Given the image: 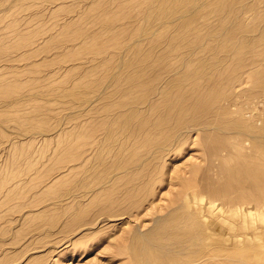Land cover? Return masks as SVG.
I'll return each instance as SVG.
<instances>
[{"label": "rangeland", "instance_id": "rangeland-1", "mask_svg": "<svg viewBox=\"0 0 264 264\" xmlns=\"http://www.w3.org/2000/svg\"><path fill=\"white\" fill-rule=\"evenodd\" d=\"M78 1L79 0H0V264H139V261L135 260L134 257H132L133 251H135L136 249L135 246L138 245V243H136L137 241H135L136 234L149 235L154 231L159 238L162 237L163 240L165 238L166 240H169V242L172 244L170 245L171 248L174 249L170 252L164 253L165 256L169 257L167 261H165L166 264H187L186 262H188V260H190L191 264H198L199 262H202V260V264H218V262L219 264H264V197L263 199H261V203L257 204L258 207H255L254 219L252 220L250 218L251 216L247 206L248 204H246V202L249 203L252 200H243V205H241V200L239 201L236 198H231L230 200L228 199L230 201V204H228L229 201L223 200V198L225 197L220 198L216 195H211L210 192L206 193L204 189L203 191L201 190L202 188L200 189L199 184V189H197V185L195 188L194 185L193 189L192 186H189L190 184L188 185L189 187L187 186V184L190 182L193 183L195 182V180L197 182L201 180L200 174L202 176L203 171L205 172L208 167V156L206 153V148L208 146L206 147L204 136L202 137V135L204 134L203 132L202 134L200 130L193 131L194 126L190 124L191 121H189L190 123H188L184 127L180 126V129L178 130L176 129L178 128V125H176L175 127L174 124L173 127L174 129H176V131H174V129L171 127V124L170 127L172 128V130L171 128L166 129V131L168 130V136L170 135L171 138H169L170 136L168 137L164 135L166 134V131L163 130V133V131H160L162 129L158 130V134H154V136L149 135V129L148 132L146 130V128H149V122L146 124L144 129L139 128L141 129V131L137 129V122L140 121V118L143 119V114L141 113L142 115H140V118L137 117V119L134 120V122L136 121L135 123L133 122L134 126L132 121H130L132 125L131 123L127 124L125 122H123L124 125H121L122 123L119 121L120 119H114L115 116H112L113 119L112 117H109L113 122L115 120H118L120 122L119 123L117 121L120 124L119 126L115 122L114 125L112 124L113 122L109 119V121L112 122V125L110 126H114V128L118 129L115 130V133L119 132V130L121 131L112 139V136H114L115 133L112 127L107 128V125H109L110 123H108V119L105 117L106 115H102L105 113V111H103V113L101 111L103 110L101 105L104 106L110 103H106L105 100L112 101L113 98H115L113 100L114 103L125 100L124 98L120 97V88H118V86L122 82L121 79H124L123 77L130 74V72L135 73V70H133L134 67L140 65L142 61L143 63L148 65L147 67L169 71V73L166 74L165 79L160 81L162 84L159 82V84L162 85L161 88H159L161 91L167 90L165 83L167 82L168 78H170V81H177V83L179 84L178 80L182 79L185 74L183 68L185 70L186 67L190 68V66H192L191 69L193 70H198L199 67L202 72L203 70H210L209 72H207V75H203V73L201 72L202 78L200 80H202V84L207 85L205 87V92H207L208 87L211 88V86L208 85H212L213 80L219 81H216V85H219L220 88L221 85L223 86L221 89L219 88V90H216V85H214L213 83L214 87L213 85L212 87L215 89L214 92L217 93L215 94L214 92H212L211 95H217L219 94L218 92L225 91L222 95L227 96H225V102L229 103V105L227 104V107H229L228 115L226 117L223 116L221 119L216 117L218 118L217 120L220 119V124L225 118L228 120V124L221 125V127H224V129L223 127L221 129H223L225 132L232 130V120H239V118L237 119V117L239 116H241L239 121L243 119V116L241 114L244 110L255 111L257 114H263L264 116V92H261L262 95L260 93V99L259 97H253L256 96L253 95L254 92L256 94L259 91V87H257L258 84L256 85V83H259L262 80L261 78H264V44H259V49L256 48L257 50H254L257 51V58H254L255 61L257 62V59L260 60L259 62H257L261 65V74L259 75L254 74L246 76L242 80V82L235 83V85H233L232 83L235 81L232 80V83H229V79H231L232 75L235 76L234 74L237 73L235 72V69L240 65L239 63H230L231 66L230 64H228L229 66H227V70H223L221 74H219V72L217 71L212 73V70L209 69V67H211L214 71V64L217 63L221 55L222 57L225 55L223 52H220V50L217 49V51L219 52L218 55L217 51L213 48L212 45L216 44L215 36L221 34V36L223 35V38H225L226 36V39H228L227 36H229L230 39H228V42L232 44L233 41H240L242 43V40H245V37L249 38L250 35L255 36L256 34L259 35V33L264 32V0H242L241 3H238V0H154L150 5L147 3H139L140 0H131V2L130 0H118V2L116 0H91V2L90 0H82L79 1L80 4ZM119 1H123L121 4L124 8L120 6L121 4ZM76 2L78 4H76ZM88 2H90V4ZM127 3L129 4L127 5ZM212 3L215 4L213 5ZM189 7L191 8V10ZM122 8L126 11L131 10L130 14L128 15L129 17L125 18L124 16H121ZM193 8L194 11L192 12ZM228 8H230L231 10ZM197 10L198 12H196ZM137 11H139V13ZM163 11H167L166 14L163 15L166 17H159L162 16L159 14ZM212 11H214L215 13H211ZM220 11H222L223 13ZM114 15L118 18L113 17ZM133 15L136 17L133 18ZM120 16L124 17V19H121ZM157 18H159V20ZM228 18L229 20H227ZM126 21L128 23L131 21V23L128 24ZM194 21L195 23H193ZM237 21H239L240 24ZM236 24H238L237 26L239 28L236 27ZM48 28H51L52 30H49ZM192 28L196 29H194L196 31V34L193 33L194 30ZM245 28L249 32L245 31ZM191 29L193 31H191ZM132 30L134 31L131 34ZM63 32L65 34H63ZM186 32L189 34H187ZM49 33L50 35L53 34V39L48 35ZM184 33L185 35H182ZM210 33L211 35L209 36ZM182 36L185 38H183L184 40L182 39ZM49 37L51 38L50 41H48ZM190 38L194 41H197L195 42L196 44L194 43L195 45L204 44L205 42L203 41L205 39H211L210 42L214 44L210 43L209 45H202L200 49L202 51L198 50L197 52L199 53H196V55L194 56L193 52L187 54L188 49L191 48L192 50V47H195V45L193 44L194 41H192ZM231 38L233 40H231ZM56 39H59V41ZM98 39L101 41H98ZM64 40H68L69 42L66 41L68 44L64 43ZM190 40L192 43L188 42ZM59 42L60 44H58ZM30 43L31 45H28ZM49 43L50 45L54 46H50ZM175 43H177L178 45L176 46ZM173 44L175 45V47ZM186 44L188 46L185 47ZM102 45H105V47H102ZM24 46L27 47L24 48ZM45 46L47 47V49ZM100 46L103 49L99 51L98 47ZM37 47L40 48H38L37 50ZM44 48L47 51L44 50L42 52L41 50ZM49 48L51 49L49 50ZM178 48H180V50H178ZM211 48H213V51L211 50ZM168 49L171 51L169 52ZM183 49L186 53L181 55V52L184 51ZM27 50L28 52L31 50L33 52V50H36L37 55L35 56L34 52H29L30 55L34 54L32 55L34 58L31 57L32 59H29L30 56ZM191 50H189V52H191ZM211 51L215 53H212ZM252 51V48H247L244 52H247V56H249L248 58H250V56L254 57L255 55ZM210 53L214 55H212V58L210 56ZM44 54L48 57H45ZM74 54H80V57H75ZM179 54L180 56L178 57ZM189 54L191 57L189 56ZM171 55L175 56L174 59H176H172L173 57ZM204 55L206 56V59H209L208 56H210L211 59H209V62L211 63V66L208 65L210 63L207 62ZM217 55L219 57H217ZM27 56L29 57L27 58ZM37 56L38 59L36 58ZM108 56L112 59V61L108 58ZM182 56L184 58L185 56L189 58L179 61L181 60V58H183ZM105 57H107V59H105ZM121 57L123 59H121ZM143 57L145 60H143ZM199 57L200 59L198 60ZM102 58L103 60L105 59L110 61L103 62ZM35 59H37L38 61ZM195 59H197V61ZM33 60H35V63ZM185 60L186 63L189 64L188 66L187 64L185 65ZM193 60L194 62H191ZM200 60L204 61V63L206 61V65L203 62H200ZM211 60L213 61V63ZM25 61L27 63H25ZM105 62H107V64ZM102 63L106 65L103 64V66ZM132 63H135V65ZM198 63L199 67H197ZM116 65L120 68L116 67ZM101 67H103L102 70ZM206 67L208 69H206ZM99 69L102 72H100ZM113 69H117V72H115V70L113 71ZM158 69H155L153 71H159ZM96 70H98V73L94 72ZM200 70H198V72H200ZM90 71H93V73L96 75H94ZM108 71L109 73H111V71L113 73L115 72L114 74H112V78L110 79V81L113 79L112 82H115L108 89V93H114V95L111 96L112 99L108 97L107 99L105 98L103 102L95 101V103H93L92 105L89 104L90 101H83L85 100L83 99L85 98V96L83 95V93L81 94L80 91L90 86L91 88L97 86L96 83L97 81L99 82L97 74H99L100 78L107 74V77L105 76V79L108 78L109 75L111 76ZM87 72L88 74L92 75H89V77H87ZM104 72L105 74H100ZM123 72L125 73L122 75ZM217 73L218 75H216ZM135 74L133 76L136 78ZM220 76H222V78ZM143 77L144 78H142V80L146 79L147 81H149V71L146 72ZM86 78L88 79L87 82L85 80ZM206 78L209 79L208 82ZM219 78L221 79L219 80ZM90 79L93 80L91 81ZM205 80L207 84L205 83ZM244 80L246 82H243ZM225 83L226 86L224 87ZM231 84L233 86H231L232 88L229 86ZM237 85L240 87L237 88ZM210 88V91L213 90V88ZM223 88L224 91L222 90ZM229 88H231L232 90L230 91ZM227 90H229L230 92ZM252 91L253 93H251ZM228 92L233 95V97L235 96V94L240 95L237 103H241L238 105V107L237 105H235V110H232L233 106L231 107L230 104L236 101H234L233 97L231 98V95L228 94ZM75 93L78 94V97L74 96ZM2 94L4 96L3 98L1 97ZM243 95H245L246 97H244ZM93 96L95 98L97 94L94 93ZM230 98L232 100H229ZM251 98L252 100L249 101L248 99ZM128 99L125 101L131 102ZM240 99L243 100V104L242 100ZM14 100L16 103L14 102ZM147 100H149V98ZM84 102L86 103L82 105V103ZM129 102L128 104H130ZM121 103L123 104L124 101H122ZM146 103L148 102H144L142 106H144ZM94 105H96L97 108L94 107ZM7 106L9 108H7ZM214 107L215 105H212V107L210 108H213L214 112L216 111V113L212 112V114H209L208 116L217 114L218 110H215L216 108ZM252 107H254L255 110L252 109ZM83 108L87 110H84ZM93 108L95 109V115L90 112ZM249 108L252 110H250ZM238 109H240L239 113ZM241 109H243V111H241ZM84 112H87L85 113V116ZM91 115H93L94 117H92ZM200 115L208 117L202 113ZM98 116H102V118L105 117L106 119H102L101 117L99 118ZM90 118L92 120H96L93 122L92 120H89ZM229 118H231L232 120L230 121ZM86 119L87 123H91L90 121H92V123L96 122L100 126L99 129H97L99 130L98 133H96L97 138L95 137L96 134L93 135V140H96V146L92 144L93 146L86 153L93 162L89 160L84 166L85 169L91 168L90 170H93L92 166L94 165V163H96V160L93 157L97 153V148L99 147L97 145L100 143V146H102L100 147V150H103L104 145H106L105 143H107V137L112 140V145L114 146H112V150L110 149V147L107 148L112 151L111 153L117 154H110L111 156H108L109 159H106L107 162V160L109 161L111 158H113L109 161L110 163L113 162L112 165L107 162V164L112 166L110 170L111 174L106 173L102 175V173L93 171V174L89 177V183H91V185L87 187L88 189L85 188V190L80 189L79 184H77L78 182L80 183V181H82V179L84 178H82L81 174L83 173V176L85 175V169L81 171L82 169H79L80 166L79 168L77 167V162H71L70 160L67 161L65 158L67 157V159H70L68 158L69 154L66 152L70 133L73 130L80 129L81 127L79 128V126H82V124L86 122ZM104 120H107V124ZM227 120L225 122H227ZM80 122L82 124H80ZM103 122L105 123V125ZM216 124L217 122L214 121L215 126ZM121 126H123V130ZM128 127H132L131 131ZM104 128L106 130H104ZM107 129L111 130V132ZM135 129L136 131L133 132ZM137 130H139L140 133H145L147 139L150 136V141L148 140L149 142L156 140L158 141V143H160L159 140H161V137L163 135V137H166L164 141L169 138L170 142L166 141L164 144V141L161 140L162 144L157 143L159 146H157L156 142L154 143V145L153 142H151L152 144L148 142L150 146L147 144L148 146L146 147H150V149H148L150 150V152L147 156V153L145 152L148 151L145 148L147 139L144 138L145 136H142L144 135L143 133L141 135L140 133H138L137 135ZM187 130H189L188 132H190L189 139H186L187 137L185 136ZM223 130H213L217 133L219 132V135L212 131V135H215L213 137L215 139V142H217L218 140V138H215L217 137L216 134L219 136V139H221V143H223L224 145L222 147L218 145L219 147H221V149L229 147V151L233 154L243 151V149L245 150L244 152L247 155L252 153V145L254 146L252 142L255 141L251 140L252 142L246 143L245 148H242L239 147L235 139L230 140V138H227V146V144H224L226 137H224L223 139V135L225 136L226 133H224ZM173 131L174 134L172 133ZM101 132H105L106 135L105 133H102L105 136L100 135ZM132 132L134 136L131 135ZM160 132L161 134H159ZM169 132L172 133L173 136ZM175 132H178V134L176 133L178 137H176ZM127 133L129 134V136L124 139H129L128 141H130V145H132L133 150L132 147L130 149L128 148L127 145H129V142H127V144L126 140L123 141V137L127 136ZM123 134H125V136ZM156 135L158 136V138L160 137L159 140H157ZM135 136L136 139L140 137L142 141L140 139H138L139 141H134L135 139L132 140ZM163 137L162 139H164ZM154 138L156 139L154 140ZM174 140L175 142L178 141V143H180H177L176 145ZM123 142H125L126 148ZM139 144H141L142 146ZM172 144H175V147L177 146V148H175ZM262 144L264 148V143ZM117 145L120 147L119 150L118 148L116 149V147H118ZM152 145L154 147L157 146V148L154 149ZM168 145H170L171 147L169 153L172 151L170 155H168V150L170 149ZM171 145L174 148H172ZM114 148L116 149V152H114ZM137 148L140 149V153L138 152L139 155L136 154L137 151H139V149ZM166 148H168V150ZM62 149H65L64 151L68 156H66L65 152ZM126 149H129V151H127ZM142 149H145V151ZM157 149H159V152ZM124 152H126V156ZM128 152H130V155H128ZM174 152H176L177 154ZM92 153L94 156L92 155ZM142 153L143 156H141ZM158 153H160V155L161 153H165L164 155L166 156L168 155L167 160L164 155V160L162 159V157L160 160H158L160 158V155H158ZM224 153L227 152L225 151ZM156 154L157 156H159L158 159L155 158L154 160V158L149 157L151 155L153 157H157ZM118 156L120 160H118ZM137 156L140 157H138L140 162H138V160L136 159H133L137 158ZM131 158L137 162H133ZM129 159L131 160L127 163L126 161H129ZM142 160L143 165L145 164V167L143 165L140 166ZM125 162L130 167H133L135 169L138 168L137 171L140 175L142 173V176L140 177L142 178L143 184L142 181L140 183L141 179L138 176L136 183L137 189H135L134 191H130V193L126 190H123L124 192L121 193L122 189L120 188V186L125 181L126 182L124 185H127L128 176H125L127 179L124 178V175L120 176L122 177L121 180L124 181L121 185V180L117 182H112L110 180L112 178V174L119 170V167L121 165L123 167L127 165ZM136 163L139 164V166ZM155 163L157 165H155L157 171L153 167ZM118 164H120V166ZM203 165L205 168L203 167ZM74 167H76L75 169H79H77L78 172H75L76 170L74 169ZM143 168L146 169V172L148 171V169L149 171L151 170V174L149 171L147 172L149 174H147L145 171L140 173L141 170H144ZM69 171H71L70 174ZM79 171L81 172L80 176L77 175L79 174ZM153 171H156L157 173H154ZM201 171L202 173H200ZM144 173L146 174V177L147 179H149V181H147ZM152 173H154L155 176ZM72 174L79 177L73 176L75 178H72ZM100 174L101 176H99ZM149 175L151 176L149 177ZM98 176L99 179H97ZM70 178L71 180L73 179L72 183L70 182ZM123 178L125 180H123ZM74 179H78V182ZM145 179L146 181H144ZM183 179L186 181H184ZM191 179L195 180L193 181ZM84 180L87 181L86 179H83V181ZM150 181L151 185L149 183ZM118 182H120V186L118 185ZM184 182L188 183L184 184ZM70 184L74 187L77 186L79 189L77 187V189L73 186L71 187ZM138 185L143 186L140 188ZM101 186L104 187V189H110V192L112 190V192L110 193L109 191H106L108 193L103 194L102 197H97L95 194L96 192L93 191L97 190V188ZM111 186L112 188H115L117 186L119 188H115L116 191L113 192V189L110 188ZM145 186L150 187L148 188ZM127 187L128 185L125 186V188ZM20 189L22 191H20ZM119 189L121 191H119ZM142 190L146 191L144 192ZM80 191L82 192L81 196ZM124 193L126 196L123 195ZM90 194L91 199L94 198L92 201L89 198ZM93 194H95V196ZM109 194H111L112 198L106 197V195L110 196ZM120 194H122V196L124 197H122ZM127 194L129 195L127 196ZM132 194L134 196H132ZM141 194H143L142 199L140 197ZM104 197L106 200H112L108 201V204H106V200L104 199L103 201ZM126 197L131 198L130 200L124 201L126 200ZM115 198H117V201H115ZM232 199L233 201L235 199V203L231 202ZM118 200H120V202ZM222 200L225 203H223ZM94 201H96V203ZM92 202L96 204V206H91V204L93 205ZM124 202H126V204ZM134 202H137V206L134 204ZM111 203H116V208H122L123 210H121L123 212L120 209L116 210L115 207H113V204V206L111 207ZM129 203H133L136 207L132 206V208L131 204L129 205ZM98 204H100V208L97 206ZM103 204H106V206L109 205L110 207L108 206L106 209V206L102 207ZM118 204L120 206H118ZM124 204L126 205V208H128L127 212ZM83 206H85L86 209ZM112 209H114V212H111H113L114 214L117 212L115 215H112L113 213L110 212V210ZM124 210L126 213H124ZM181 211L184 212L182 213ZM120 212L122 213L118 215V213ZM105 213L107 214L106 216ZM101 215L103 216L100 217ZM109 215L112 218L108 217ZM226 215L231 216H228V218ZM232 215L236 216V219ZM162 216H164L165 219ZM160 217L162 218L161 222L163 224L161 222L160 224H162L163 230L162 228H157V219H159ZM169 217L170 219H168ZM231 217H233V220ZM197 225H200L198 228L199 233H197ZM189 229L191 230V232H187V230ZM139 230L142 232H140ZM194 230H196L195 233ZM201 232L202 235L200 234ZM256 233L259 234V236ZM181 235H184L185 237H182ZM172 236H174L176 239H174V237ZM185 248H187L186 251ZM180 249H182V251H180ZM189 249L192 250L189 251ZM204 251L206 253L208 251L209 253L206 254ZM185 252L191 253H188V255H184ZM202 253L207 255H204L205 257H207L206 259L204 258ZM198 255L199 257H197ZM210 255L217 258H214L212 256L209 257ZM171 257H174L173 260L175 262H170ZM182 257L183 259L188 258L185 260V263H182L184 261ZM224 257L229 259V262L227 259L224 260ZM221 258H223L224 261H222ZM217 259L218 262L216 263ZM233 259H235V261ZM190 262H188V264Z\"/></svg>", "mask_w": 264, "mask_h": 264}, {"label": "bare ground", "instance_id": "bare-ground-1", "mask_svg": "<svg viewBox=\"0 0 264 264\" xmlns=\"http://www.w3.org/2000/svg\"><path fill=\"white\" fill-rule=\"evenodd\" d=\"M8 1H10V0H8ZM15 1V0H14ZM23 1V0H22ZM79 1H82V0H79ZM78 1V2H79ZM117 2H118V0H116ZM154 0H140L139 1V3L141 2V3H147V4H152V2H153ZM156 1V0H155ZM194 1V0H193ZM240 1V2H239ZM90 2H91V0H90ZM90 2H88L89 4H90ZM97 2V1H96ZM120 2V1H119ZM123 2V1H122ZM122 2H120V4L122 3ZM130 2H131V0H130ZM129 2V3H130ZM177 2V1H176ZM192 2V1H191ZM204 2V1H203ZM202 2V3H203ZM237 2V1H236ZM242 2V0H238V3H241ZM7 3V2H6ZM10 3V2H9ZM93 3V2H92ZM129 3H127V5L129 4ZM134 3V2H133ZM136 3V2H135ZM76 4H78L77 2H76ZM79 4H80V2H79ZM87 4V3H86ZM88 4V5H89ZM213 4V3H212ZM211 4V5H212ZM215 4V3H214ZM213 4V5H214ZM142 5V4H141ZM161 5V4H160ZM204 5V4H203ZM120 6H122V4L120 5ZM131 6V5H130ZM135 6V5H134ZM137 6V5H136ZM166 6V5H165ZM230 6V5H229ZM123 7V6H122ZM126 7V6H125ZM199 7V6H198ZM244 7V6H243ZM124 8V7H123ZM122 8V15L121 16H124L125 18H127V17H129L128 15L130 14V12H131V10L129 11V10H125V9H123ZM128 8V7H127ZM135 8H137V7H135ZM190 8V7H189ZM6 9V8H5ZM129 9V8H128ZM228 9H230V8H228ZM132 10H134V9H132ZM165 10V9H164ZM190 10H191V8H190ZM224 10V9H223ZM227 10V9H226ZM226 10H225V15H226ZM231 10V9H230ZM173 11H175V10H173ZM186 11V10H185ZM184 11V12H185ZM194 11V8H193V10H192V12ZM133 12V11H132ZM138 13H139V11H137ZM157 12V11H156ZM167 12V11H166ZM166 12L165 11H163L162 13H160L159 15H162V16H159V17H166V16H163V15H165L166 14ZM196 12H198V10L196 11ZM214 11H212L211 13H213ZM220 12H222V11H220ZM141 13V12H140ZM189 13H191V12H189ZM208 13H210V12H208ZM215 13V12H214ZM223 13V12H222ZM228 13H229V11H228ZM196 14V13H195ZM219 14H221V13H219ZM136 15V14H135ZM140 15V14H139ZM158 15V14H157ZM172 15H173V13H172ZM175 15V14H174ZM212 15V14H211ZM230 15V14H229ZM228 15V16H229ZM236 15V14H235ZM120 16V18L121 19H124V17H121ZM186 16V15H185ZM214 16V15H213ZM240 16V15H239ZM113 17H115V18H118L117 16H113ZM134 17H136V16H134L133 15V18ZM154 17V16H153ZM215 17H216V15H215ZM218 17V16H217ZM219 17H221V16H219ZM233 18H236V17H233ZM158 20H159V18H157ZM164 19V18H163ZM222 19H223V17H222ZM116 20H118V19H116ZM137 20H139V19H137ZM136 20V21H137ZM177 20V19H176ZM196 20V19H195ZM198 20H199V18H198ZM221 20V19H220ZM225 20V19H224ZM227 20H229V18L227 19ZM147 21V20H146ZM145 21V22H146ZM169 21V20H168ZM175 21V20H174ZM197 21V20H196ZM120 22H121V20H120ZM119 22V23H120ZM127 22V21H126ZM237 22H239V21H237ZM128 23V22H127ZM126 23V24H127ZM129 23H131V21L129 22ZM128 23V24H129ZM170 23V22H169ZM193 23H195V21L193 22ZM123 24V23H122ZM239 24H240V22H239ZM238 24H236V27L237 28H239L238 26H237ZM163 26V25H162ZM244 26V25H243ZM242 26V27H243ZM221 27V26H220ZM241 27V28H242ZM52 28V27H51ZM50 28V29H51ZM178 28H181V27H178ZM196 28V27H195ZM195 28H192L193 30L195 29ZM49 29V28H48ZM48 29H47V32H48ZM49 29V30H50ZM191 29V31H193ZM221 29V28H220ZM246 29V28H245ZM244 29V30H245ZM45 30H46V28H45ZM52 30V29H51ZM129 30V29H128ZM143 30V29H142ZM196 30V29H195ZM194 30V32L193 33H195L196 34V31ZM217 30H219V29H217ZM238 30V29H237ZM133 31L134 30H132V32H131V34L133 33ZM177 31V30H176ZM198 31V30H197ZM225 31V30H224ZM245 31H248L247 29L245 30ZM50 32H52V31H50ZM127 32V31H126ZM181 32H183V31H181ZM188 32V31H187ZM186 32V33H187ZM249 32V31H248ZM251 32H254V31H251ZM261 32V31H260ZM245 33V32H244ZM63 34H65L64 32H63ZM68 34H69V30H68ZM187 34H189V33H187ZM197 34H198V32H197ZM228 34V33H227ZM235 34H236V32H235ZM248 34V33H247ZM52 39L54 38L53 37V34H51L50 35V33L48 34ZM182 35H185V33L184 34H182ZM192 35V34H191ZM211 35V33L209 34V36ZM65 36V35H64ZM189 36V35H188ZM221 36V34L220 35H217V36H215V38H216V44H214V43H212V42H210L211 41V39H205L203 42H205L204 44H197V45H195L196 43L195 42H197V41H194L193 39H194V37H193V39H191L192 41H194L193 42V44L195 45V47H192V50H191V48L190 49H188V51H187V54L188 53H192L193 52V54H194V56L196 55V53L198 54L199 52H197L198 50H200L201 49V47H202V45H209L210 43L211 44H214V45H212L213 46V48L217 51V49H219L220 50V52H223L224 54V56L222 57V55L220 56V58L218 59V61H217V63H215L214 65H215V68H214V71H213V69L211 68V67H209V66H211V63L209 62V59H211L214 55L212 54V53H215V52H212L213 51V48H211V52L212 53H210V56H211V58H210V56H208L209 57V59H206V56H205V59L207 60V62H209L210 64H208L207 66L209 67V69H211L212 70V73L213 72H215V71H217V72H219V74H221L222 72H223V70H227V66H229L228 64H232V63H239L240 65L235 69L236 71L235 72H237L236 74H234L235 76H233L232 75V77H231V79H229V83L233 80V81H235V82H231L233 85H235V83H239V82H242V80L246 77V76H250V75H254V74H261V72H260V64H258L257 62H259L260 60H258L257 59V62L255 61V59L254 58H257V51H254L256 48L257 49H259L258 48V45L259 44H264V32H261V33H259V35H255V36H249V38H247V37H245V40H242V43L239 41V42H237V41H233V43L232 44H230L229 42H228V39H230V37L229 36H227V38L228 39H226V36H225V38H223L222 36ZM244 36V35H243ZM49 37V40L48 41H50V38ZM63 37V36H62ZM69 38V37H68ZM175 38V37H174ZM184 37L182 36V39H183ZM196 38V37H195ZM221 38V39H220ZM67 39V38H66ZM185 39V38H184ZM183 39V40H184ZM187 39V38H186ZM197 39V38H196ZM235 39V38H234ZM56 40H58L59 41V39H56ZM103 40V39H102ZM119 40V39H118ZM117 40V41H118ZM191 40L190 41H188V42H190V43H192L191 42ZM231 40H233L232 38H231ZM230 40V41H231ZM26 41V40H25ZM51 41H53V40H51ZM57 41V42H58ZM61 41V40H60ZM65 42L64 43H67V42H69L68 40H64ZM67 41V42H66ZM71 41V40H70ZM72 41H74V40H72ZM98 41H101V40H99L98 39ZM140 41V40H139ZM169 41V40H168ZM176 41V40H175ZM180 41V40H179ZM179 41H178V43H179ZM202 41V40H201ZM30 42V41H29ZM143 42V41H142ZM172 42V41H171ZM170 42V43H171ZM183 42V41H182ZM25 43V42H24ZM23 43V44H24ZM52 43H54V42H52ZM119 43V42H118ZM207 43V44H206ZM55 44H57V43H55ZM58 44H60V42L58 43ZM61 44H63V43H61ZM68 44V43H67ZM104 44V43H103ZM176 44V46L178 45L177 43H175ZM26 45V44H25ZM28 45H31V43L30 44H28ZM49 45H50V43H49ZM141 45V44H140ZM170 45V44H169ZM174 45V44H173ZM188 45H189V43H188ZM187 44L185 45V47L186 46H188ZM50 46H54V45H50ZM60 46V45H59ZM179 46H181V45H179ZM25 47H27V46H24V48ZM30 47V46H29ZM46 47V46H45ZM102 47H105V45H102ZM101 46L100 47H98V49H99V51L101 50V49H103ZM152 47H153V45H152ZM166 47H167V45H166ZM174 47H175V45H174ZM185 47H183V48H185ZM211 47V46H210ZM209 47V48H210ZM260 47V46H259ZM15 48V47H14ZM38 48H40V47H37V50H38ZM42 48V47H41ZM250 49V48H252L253 49V53L255 54L254 55V57H251L250 56V58H248L249 56H247L248 55V53L246 52H244V51H246V49ZM261 48V47H260ZM21 49V48H20ZM19 49V50H20ZM27 49V48H26ZM25 49V50H26ZM30 49V48H29ZM46 49H47V47H46ZM45 48L44 49H40L42 52L44 51V50H46ZM51 48H49V50H50ZM150 49V48H149ZM185 49H187V48H185ZM256 49V50H257ZM13 50V49H12ZM152 50V49H151ZM169 50V49H168ZM178 50H180V48H178ZM184 50V49H183ZM189 50H191V52H189ZM16 51V50H15ZM47 51V50H46ZM171 50H169V52H170ZM182 51V50H181ZM200 51H202V50H200ZM20 52H22V51H20ZM27 52H28V50H27ZM29 52H32V50L31 51H29ZM29 52H28V54H29ZM33 52L35 53V56L37 55L36 53H37V51L36 50H33ZM32 52V53H33ZM40 52V51H39ZM156 52V51H155ZM180 52V51H179ZM183 52V53H182ZM181 52V55H183L184 53H186L185 52V50L184 51H182ZM210 52V51H209ZM244 52V53H243ZM5 53V52H4ZM41 53V52H40ZM172 53V52H171ZM170 53V54H171ZM27 54V53H26ZM166 54V53H165ZM217 54L219 55V52L217 51ZM18 55V54H17ZM32 55H34V54H32ZM32 55H30L29 54V56H27V58L29 57V59L31 58V57H33ZM45 55V54H44ZM109 55V54H108ZM173 55V54H172ZM171 55V56H172ZM175 55H177V54H175ZM192 55V54H191ZM213 55V56H212ZM217 55V57H219ZM251 55V54H250ZM47 55H45V57H46ZM74 56L75 57H77V56H79L80 57V54H74ZM102 56V55H101ZM110 56V55H109ZM109 56H108V58H109ZM152 56V55H151ZM180 56V54L178 55V57ZM189 56H190V54H189ZM256 56V57H255ZM9 57V56H8ZM48 57V56H47ZM173 58L172 59H174V57L175 56H172ZM183 57V56H182ZM191 57V56H190ZM260 57V56H259ZM34 58V57H33ZM37 59H38V56L36 57ZM137 58V57H136ZM170 58V57H169ZM169 58H167V59H169ZM187 57L185 56V58L183 57V58H181V60H179V61H182L183 59H186ZM189 58V57H188ZM187 58V59H188ZM193 58V57H192ZM201 58H202V56H201ZM204 58V57H203ZM12 59V58H11ZM32 59V58H31ZM37 59H35V60H37ZM105 59H107V57H105ZM103 60V58H102V60H103V62L104 61H110V60ZM109 59H111V58H109ZM114 59V58H113ZM121 59H123L122 57H121ZM176 59V58H175ZM174 59V60H175ZM200 59V57L198 58V60ZM261 59V58H260ZM16 60V59H15ZM26 60V59H25ZM35 60H33L34 61V63H35ZM135 60V59H134ZM143 60H145L144 59V57H143ZM196 61H197V59H195ZM201 60H204V59H201ZM200 60V62H203L204 63V61H201ZM212 60H215V59H212ZM211 60V61H212ZM31 61V60H30ZM38 61V60H37ZM111 61H112V59H111ZM107 62H105L106 64H107ZM124 62V61H123ZM146 62V61H145ZM177 62V61H176ZM191 62H194V60L193 61H191ZM199 62V63H200ZM262 62V61H261ZM260 62V63H261ZM25 63H27L26 61H25ZM30 63H32V62H30ZM37 63V62H36ZM114 63H115V61H114ZM169 63H170V61H169ZM175 63V62H174ZM185 65L187 64L186 63V60H185ZM189 63V62H188ZM199 63H198V66L197 67H199ZM205 63H206V61H205ZM204 63V64H205ZM212 63H213V61H212ZM6 64V63H5ZM28 64H29V61H28ZM104 63H102V65H103ZM106 64H104V65H106ZM112 64H113V62H112ZM130 64V63H129ZM132 64H134L135 65V63H132ZM231 64H230V66H231ZM10 65V64H9ZM12 65V64H11ZM103 65V66H104ZM117 65H119V64H117ZM116 65V67H119V66H117ZM161 65H162V63H161ZM189 64H187V66H188ZM206 65V64H205ZM237 65V64H236ZM122 66V65H121ZM129 66V65H128ZM131 66V65H130ZM148 65H146L145 63H143L142 61H141V63H140V65H138V66H136V67H134V69L133 70H135V76H136V78L133 76L134 74L132 73V72H130V74H128V75H125L123 78L124 79H121L122 80V82L120 83V85L118 86V88H120V97H122V98H124L125 100H127L128 98H130V99H128V100H130L131 102H132V104H131V102H129L130 104H128V102L127 101H125V100H121V102L122 101H124V103L125 102H127V103H121V102H117V103H114L113 102V100L115 99V98H113V100L112 101H106L105 100V102L106 103H108V102H110V103H108V104H106V105H108V106H106V105H101L100 103V105L102 106V108H103V110H101L102 111V113H103V111H105V113L104 114H102V115H106L105 117L108 119V123H110L109 125H107V128L108 127H112V129H113V131H114V133L116 132L115 130H118V129H116V128H114V126H110V125H112V124H114L115 125V123H117V125L119 126L120 124V122L122 123L121 125H124L123 124V122H125V123H131L130 121H132V123L134 122V120H136L137 119V117L138 118H140V115H142V117H143V119L142 118H140V121L139 122H137V124H138V128L137 129H139V128H141V129H144V127L146 126V124L149 122V128H146V130H147V132H148V129H149V135H153L154 136V134H158V130H160V129H162V130H160V131H163V130H165L166 131V129H170L171 127L174 129V127H173V125L175 124V127H176V125H178V128H176L177 130L178 129H180L179 127L180 126H185V125H187L188 123H190L189 121H191V123L190 124H192L194 127H193V131H198V130H200L201 131V133L203 134L202 135V137L204 136V140L206 141V153H207V165H208V167H207V169L205 170V172L203 171V175L201 176V174H200V177H201V180H199L198 182L195 180V179H191V180H195V182H193V183H188V182H184V184H187V186L189 185V186H192V189H193V186H194V188L196 187V185H197V187H198V184L200 185L199 187H200V189L203 191V189H204V191H206V193H209L210 192V194L212 195H216V196H218V197H220V198H223V197H225V198H223V200H225V201H229L231 198H236V199H238L239 201L241 200L242 201V203H241V205H243V200H246V199H250V200H252L251 202H246V204H248L247 206H248V209H249V213H250V218L253 220L254 219V209H255V207H258V203H261V199H263V197H264V148H263V144L262 143H264V128H263V125H264V116H263V114H257L255 111H249V110H244L243 111V109H241V111H243L242 112V114H241V112H240V114L243 116V119H241V121H239L240 120V118H241V116H239V117H237V119L239 118V120H235V121H233L231 118H229L230 119V121L232 120V123L231 122H229V123H231L233 126V128H232V130L231 131H224L223 129H224V127H223V129H221L222 127H221V125H224V124H228V120H227V122H225L226 120L224 119H222L223 120V122L220 124V122H219V120L223 117V116H227L228 115V109H229V107H227V104L229 105V103L227 102H225V99H226V97L224 96V95H222V94H224V88L222 89L224 92H222L221 90V92H218L219 94H217V95H220V96H217V95H211L212 94V92H214V85H216V81H218V80H213V82H212V85H213V83H214V85H213V87H212V85H208V86H211V88L210 87H208L207 89V92H205V87L207 86V85H205V84H202V80H200L201 78H202V75H201V72H202V70H200V67H199V69L198 70H200V72H198V70H193V69H191V67L192 66H190V68H187L186 67V69L184 70V68H183V71H184V76L182 77V79H180V80H178L179 81V84L177 83V81L175 82V81H170L169 79L170 78H168V80H167V82L165 83L166 84V87H167V90L165 91H161L159 88H161V80H163V79H165V77H166V74L167 73H169V71H165L164 69L163 70H161V69H158V68H150V67H147ZM164 66V65H163ZM182 66V65H181ZM116 67H114V68H116ZM125 67V66H124ZM123 67V68H124ZM183 67H185V66H183ZM232 67H233V65H232ZM236 67V66H235ZM100 68V67H99ZM102 68L103 67H101V70H102ZM106 68V67H105ZM104 68V69H105ZM120 68V67H119ZM118 68V69H119ZM122 68V67H121ZM177 68H178V66H177ZM202 68V67H201ZM205 68V67H204ZM97 69V68H96ZM126 69H127V66H126ZM155 69H158L159 71H153V70H155ZM166 69V68H165ZM195 69H196V67H195ZM206 69H208L207 67H206ZM100 70V69H99ZM100 70V72H102ZM106 70V69H105ZM115 69H113V71H114ZM132 70V71H133ZM168 70V69H167ZM175 70H177V69H175ZM178 70H180V69H178ZM182 70V69H181ZM228 70H229V68H228ZM98 70H96V71H94V72H96V73H98L97 72ZM131 71V70H130ZM149 71V81H147L146 79H144V80H142V78H144L143 76L145 75V73L146 72H148ZM210 70H203V75L204 74H208L207 72H209ZM91 72V71H90ZM89 72V73H90ZM115 72H117V69L115 70ZM114 72V73H115ZM122 72V71H121ZM120 72V73H121ZM176 72V71H175ZM226 72V71H225ZM225 72H224V74H225ZM229 72H230V70H229ZM234 72V71H233ZM263 72V71H262ZM91 73H93V71L91 72ZM108 73H109V71H108ZM112 71H111V73H109V74H111V76L109 75V77L108 78H106L105 79V76L107 75H104V76H102L101 78H100V76H99V74H97L98 75V78H99V82L97 81V83H96V85L97 86H95V87H92L91 88V86L90 87H88V88H85V89H83L82 91H80L81 92V94L83 93V95L85 96V98H83V99H85V100H83V101H90V105H92L93 103H95V101L97 102V101H104V99L106 98H108V97H110L111 99H112V97L111 96H113L114 95V93H108V89L112 86V84L115 82V81H113L112 82V80L110 81V79L112 78V74H114ZM125 72H123L122 73V75L124 74ZM180 73V72H179ZM87 74H88V72L86 73V76H87ZM94 74V73H93ZM100 74H105V72L104 73H100ZM210 74V73H209ZM215 74V73H214ZM227 74H229V73H227ZM89 75H92V74H88V76L87 77H89ZM94 75H96V74H94ZM93 75V76H94ZM216 75H218V73L216 74ZM263 75H264V73H263ZM93 76H92V78H93ZM107 77V76H106ZM204 77V76H203ZM221 78H222V76H220ZM225 77V76H224ZM261 77V76H260ZM94 78H95V76H94ZM172 78V77H171ZM177 78V77H176ZM209 78V77H208ZM208 78H206L207 79V82H208ZM216 78V77H215ZM218 78V77H217ZM221 78H219V80L221 79ZM96 79V78H95ZM117 79V78H116ZM226 79H227V76H226ZM262 80L259 82V83H256V85L258 84V86L257 87H259V91H258V93H256L255 94V92H254V94L253 95H256V96H253L254 98L255 97H259V99H260V97H261V95H262V93L264 92V78H261ZM86 80V82H87V78L85 79ZM91 80V79H90ZM93 80V79H92ZM91 80V81H92ZM98 80V79H97ZM215 81V82H214ZM222 81V80H221ZM248 81V80H247ZM256 81V80H255ZM259 81V80H258ZM89 82V81H88ZM159 82L161 83V84H159ZM165 82V81H164ZM219 82V81H218ZM217 82V83H218ZM243 82H246L245 80L243 81ZM249 82V81H248ZM247 82V83H248ZM84 83V82H83ZM205 83H206V80H205ZM222 83V82H221ZM82 84V83H81ZM207 84V83H206ZM232 84L231 85H229L230 87L232 86ZM83 85V84H82ZM94 85V84H93ZM224 85V84H223ZM242 85V84H241ZM122 86V87H121ZM123 86H126V87H123ZM190 86V87H189ZM226 86V83H225V85H224V87ZM255 86V85H254ZM97 87V88H96ZM217 89L216 90H219V85H216L215 86ZM223 86L221 85V88H222ZM233 87V86H232ZM231 87V88H232ZM240 86H238L237 85V88H239ZM253 87V86H252ZM190 88V89H189ZM209 88L210 89H212L213 88V90H209ZM220 88V89H221ZM227 88V87H226ZM231 88H229L230 89V91L232 90ZM237 88H236V90H237ZM77 89V88H76ZM80 90V89H79ZM250 90V89H249ZM248 90V91H249ZM74 91V90H73ZM227 91H229V90H227ZM229 91V92H230ZM248 91H246V92H248ZM251 91V90H250ZM254 91V90H253ZM253 91L251 92V93H253ZM6 92V91H5ZM228 92V94H230ZM262 92V93H261ZM74 93V92H73ZM94 93H96L97 94V96L94 98V96H93V94ZM215 93V92H214ZM213 93V94H214ZM217 93V92H216ZM215 93V94H216ZM221 93V94H220ZM260 93H261V95H260ZM11 94V93H10ZM80 94V95H81ZM86 94V95H85ZM118 94V93H117ZM248 94V93H247ZM249 94H250V92H249ZM5 95V94H4ZM73 95V94H72ZM82 95V96H83ZM231 95V94H230ZM246 95V94H245ZM245 95H243L244 97H246ZM257 95H260V96H257ZM263 95H264V93H263ZM8 96H10V95H8ZM74 96H77L78 97V94L77 93H75L74 94ZM117 96V95H116ZM229 96V95H228ZM247 96H249V95H247ZM2 98L4 97L3 96V94H2V96H1ZM118 97V96H117ZM132 97H134V98H132ZM225 97V98H224ZM230 97V96H229ZM233 97V95H231V98ZM251 97V96H250ZM109 98V99H110ZM119 98V97H118ZM118 98H116V99H118ZM121 98V99H122ZM149 98V100H147ZM229 99V100H232V99ZM238 98H240V95L239 94H235V96L233 97V99H234V101H236V102H234V103H231L230 104V106L232 107L233 106V109L232 110H235V105H237V107H238V105L241 103H237L238 102ZM8 99V98H7ZM16 99V98H15ZM110 99V100H111ZM243 99V98H242ZM242 99H240V100H242ZM3 100V99H2ZM8 100H10V99H8ZM120 100V99H119ZM119 100H117V101H119ZM147 100V101H146ZM249 101L250 100H252V98L251 99H248ZM257 100V99H256ZM264 100V99H263ZM11 101V100H10ZM135 101V102H134ZM244 101H245V99H244ZM248 101V102H249ZM14 102H15V100H14ZM77 102V101H76ZM78 102H80V101H78ZM81 102H82V100H81ZM101 102V103H102ZM144 102H148V103H146L144 106H142L143 104H144ZM16 103V102H15ZM86 102H84V103H82V105L83 104H85ZM136 103V104H135ZM244 102H243V100H242V104H243ZM250 103V102H249ZM255 103V102H254ZM253 103V104H254ZM8 104V103H7ZM78 104V103H77ZM104 104V103H103ZM114 106H113V105ZM241 104V105H242ZM14 105H16V104H14ZM89 105V106H90ZM97 105V104H96ZM96 105H94V107H96ZM212 105H215V107L214 108H216L215 110H218V112H217V114L216 115H210V116H208L209 114H212V112H214V110H213V108H210V107H212ZM246 105V104H245ZM87 106H88V104H87ZM116 107H117V109H116ZM241 107V106H240ZM243 107V106H242ZM246 107V106H245ZM248 107V106H247ZM7 108H9L8 106H7ZM89 108V107H88ZM97 108V107H96ZM101 108V109H102ZM114 108V109H113ZM125 108V109H124ZM211 110H210V109ZM76 109V108H75ZM84 110H87V109H85V108H83ZM118 109H119V111H118ZM124 109V110H123ZM250 109V108H249ZM252 109H254V107H252ZM252 109H250V110H252ZM80 110V109H79ZM94 108L90 111V112H92L94 115H95V113H94ZM98 110H99V108H98ZM98 110H97V112H98ZM255 110V109H254ZM76 111V110H75ZM239 111H240V109H238V113H239ZM89 112V111H88ZM89 112V113H90ZM99 112H100V110H99ZM85 113H87V112H84V116L86 115ZM91 113V114H92ZM142 113V114H141ZM198 113V114H197ZM202 113V114H204V115H206V116H208V117H205V116H202V115H200V114ZM214 113H216V111L214 112ZM99 114V113H98ZM97 114V115H98ZM197 114V115H196ZM87 115H89V114H87ZM118 115V116H117ZM200 115V116H199ZM234 115V114H233ZM237 115V114H236ZM92 117H94L93 115H91ZM114 117V119H120L119 121L118 120H115L114 122L112 121V119H113V117ZM213 116H215V117H213ZM235 116V115H234ZM89 117V116H88ZM91 117V118H92ZM99 117V116H98ZM101 118H102V116H100ZM99 117V118H100ZM105 117H103L102 119H106ZM112 117V119H110V118ZM216 117H218V118H220L219 120H217L218 118H216ZM27 118V117H26ZM25 118V119H26ZM87 118V117H86ZM89 119V120H92V119ZM245 118V119H244ZM101 119V120H102ZM109 119L113 122H111V121H109ZM191 119V120H190ZM193 119V120H192ZM236 119V118H235ZM30 120V119H29ZM28 120V121H29ZM96 120V119H95ZM95 120H92L93 122L95 121ZM139 120V119H138ZM92 121H90L91 123H87V119H86V122H84V121H82V122H84L83 124L80 122V124H82V126H79V128L80 129H76V130H73L71 133H70V137H69V140H68V142H67V153L69 154V156L67 155V153L65 152V154H66V156H68V158H70V159H67V157L65 158L67 161L68 160H70L71 162H77L78 163V168H79V166H80V170L81 171H83V169H85V165L87 164V162L90 160V161H92L91 160V158H89L88 157V154H86L89 150H90V148L93 146L92 144H94L95 146H96V140H93V138H94V134H96V133H98V131L99 130H97V129H99V126L100 125H98L96 122L95 123H92ZM105 121V120H104ZM119 123H118V122ZM214 121L215 122H217V124H216V126L214 125ZM107 122V120L105 121V123ZM136 122V121H135ZM134 122V123H135ZM219 122V123H218ZM101 123V122H100ZM99 123V124H100ZM104 123V122H103ZM105 123H104V125H105ZM112 123V124H111ZM132 123H131V125H132ZM134 123H133V126H134ZM107 124V123H106ZM172 124V125H171ZM169 127H168V126ZM170 125H171V127H170ZM220 125V126H219ZM126 126V125H125ZM124 126V127H125ZM127 126H129V125H127ZM132 126V127H133ZM77 127V126H76ZM122 127V130H123V126H121ZM131 127V128H132ZM120 128V127H119ZM128 128H130V127H128ZM131 128H130V131H131ZM165 128V129H164ZM172 128H171V130H172ZM141 129H139L140 131H141ZM176 129H174V131H176ZM214 129H219V130H223L224 131V133H226V135L224 136L223 135V139H224V137H226L225 138V143L224 144H227V141H228V139L227 138H230V140H232V139H235L236 141H237V144L239 145V147H242V148H245V145H246V143H248V142H252V141H255V142H252L253 144H254V146L252 145V147H253V149H252V153L251 154H245V150L243 149V151H240V152H238V153H235V154H233V153H231L230 151H229V147H227L228 146V144H227V148H224V149H221V147L222 146H224L223 145V143H221V139H219V132L217 133V132H215V131H213ZM96 130H97V132H96ZM103 130V129H102ZM104 130H106L105 128H104ZM103 130V131H104ZM108 130V129H107ZM129 130V129H128ZM133 130V129H132ZM139 130H137V135H138V133H140L139 132ZM171 130H170V132H171ZM108 131H110L111 132V130H108ZM136 131V129L133 131V132H135ZM168 131V130H167ZM167 131H166V134H164V135H166V136H168V134H167ZM174 131L172 132L173 134H174ZM189 130H187V132H186V134H185V136L187 137L186 139H189V135H190V132H188ZM192 131V130H191ZM212 131L213 132H215V133H217L216 134V136L217 137H215V138H218V140H217V142H215V139L213 138L214 136L212 135ZM218 131V130H217ZM121 131L119 130V132H117V133H115V135L114 136H112V139H113V137H115L116 136V134L118 135V133H120ZM129 132V131H128ZM133 132H132V134L131 135H133L134 136V134H133ZM169 132V133H170ZM179 132H181V131H179ZM105 133V132H101V134L100 135H102V136H105L106 135V133H105V135H103V134ZM108 133V132H107ZM143 133V132H142ZM142 133H140V135L142 134ZM147 133V134H148ZM163 133H164V131H163ZM172 133H170V134H172ZM178 134V132H175V134ZM144 135H142V136H145L146 134L145 133H143ZM159 134H161V132L159 133ZM173 134H172V136H173ZM177 134H176V137H178L177 136ZM180 134V133H179ZM99 135V136H100ZM124 136H125V134H123ZM163 135V134H162ZM163 135V136H164ZM111 136V135H110ZM129 136V134L127 133V136H125V137H123V139L124 138H126V137H128ZM157 136V135H156ZM155 136V137H156ZM162 136V137H163ZM170 136V135H169ZM168 136V137H169ZM184 136V137H185ZM95 137L97 138V134L95 135ZM101 137V136H100ZM120 137V136H119ZM121 137H122V135H121ZM120 137V138H121ZM132 137V136H131ZM138 137V136H137ZM150 137V136H149ZM149 137H148V139L146 138V136L144 137L145 139H147V142H146V144H145V148H146V150H148V149H150V147L148 148V147H146V146H150V144H148V142L150 141L149 140ZM162 137H161V140H165V138L166 137H163L164 139H162ZM167 137V138H168ZM142 138V137H141ZM160 138V137H159ZM159 138H158V136H157V140H159ZM169 138H171V136L169 137ZM169 138L168 139H166V141H169ZM173 138V137H172ZM91 139H92V141H91ZM101 139V138H100ZM117 139V138H116ZM128 139V138H127ZM135 139V140H134ZM138 139H140V137L138 138ZM138 139H136V136L132 139V140H134V141H136V140H138ZM156 138H154V140H155ZM177 139V138H176ZM175 139V140H176ZM214 139V140H213ZM102 140H103V137H102ZM126 139H124L123 141H125ZM129 140V139H128ZM128 140H126V143L127 142H129V145H127L128 146V148L130 149L131 147H132V145H130V141H128ZM131 140V141H132ZM141 140V139H140ZM149 140V141H148ZM152 140H153V137H152ZM161 140H159L160 141V143L162 144V141ZM172 140V139H171ZM175 140H174V142H175ZM204 140H203V142H204ZM227 140V141H226ZM252 140V141H251ZM64 141H65V139H64ZM119 141V140H118ZM121 141V140H120ZM139 141V140H138ZM142 141V140H141ZM166 141H164V144H165V142ZM220 141V142H219ZM92 142V143H91ZM106 142L107 143H105L106 145H104V147H103V150H100V147H102V146H100L101 144L99 143L97 146H99L98 148H97V153L96 152H93V153H96L95 154V156L93 155V153H92V155L94 156L93 158H95V160H96V163H94V165L92 166L93 168V170H90L91 168H86L85 170H84V173H85V175L83 176V173L81 174L82 175V178L83 179H86L87 181H83V179H82V181H80V183L77 181L78 179H74V180H76L78 183L77 184H79V187H80V189H88L87 187H89L90 185H91V183H89L90 181H89V177L93 174V171H97L98 173H102V175H104V174H106V173H110V170H111V165H112V163H110L109 161L111 160V159H113V158H111L109 161L107 160V162H109L111 165H109V164H107V162H106V159H109V157L108 156H111L110 154H114V153H111L112 151V140L110 139V138H106ZM114 142V141H113ZM122 142V141H121ZM120 142V143H121ZM151 142H153V145H154V143L156 142V144L158 143V141H151ZM151 142H149V143H151ZM170 142V141H169ZM119 143V144H120ZM124 144H125V142H123ZM136 143H138V142H136ZM160 143H158V144H160ZM168 143V142H167ZM173 143V142H172ZM176 143V145H177V143H178V141L177 142H175ZM180 143V142H179ZM178 143V144H179ZM220 143V144H219ZM251 143V144H252ZM128 144V143H127ZM133 144V143H132ZM148 144V145H147ZM152 144V143H151ZM155 144V145H156ZM157 144V146H159ZM236 144V145H237ZM60 145V144H59ZM139 145H141V144H139ZM152 145V147L155 149V148H157V146L156 147H154ZM167 145V144H166ZM165 145V146H166ZM173 145V144H172ZM171 145V146H172ZM218 145H220L221 147H219ZM118 146V145H117ZM123 146V145H122ZM130 146V147H129ZM134 146V145H133ZM138 146V145H137ZM142 146V145H141ZM140 146V147H141ZM143 146H144V141H143ZM164 146V147H165ZM169 147H170V145H168ZM174 147H175V144L173 145ZM172 146V148H174ZM180 146V145H179ZM185 146V145H184ZM205 146V145H204ZM61 147V146H60ZM107 147H110V149H108ZM114 147V146H113ZM62 148V147H61ZM118 148V150H119V146L118 147H116V149ZM125 148H126V144H125ZM142 148H144V147H142ZM152 148V149H153ZM161 148V147H160ZM163 148V147H162ZM175 148H177V146L175 147ZM115 149V148H114ZM116 149H115V151L114 152H116ZM123 149H124V147H123ZM129 149H126L127 151H129ZM137 149H139V148H137ZM167 150H168V148H166ZM165 149V150H166ZM96 150V149H95ZM95 150H93V151H95ZM121 150V149H120ZM126 150H124V151H126ZM132 150H133V147H132ZM142 150H144L145 151V149H142ZM158 150V152H159V149H157ZM171 150V147H170V149L168 150V153H169V151ZM173 150H175V149H173ZM143 151V152H144ZM161 151V150H160ZM227 152V153H224V152ZM249 151V150H248ZM119 152V151H118ZM140 153V149H139V151H137V153L136 154H138L139 155V153ZM147 154V156L149 155L148 153L150 152V150H148V151H145ZM144 152V153H145ZM164 152V151H163ZM123 153V152H122ZM129 154L128 155H130V152H128ZM152 153V152H151ZM156 153V152H155ZM154 153V154H155ZM166 153V152H165ZM164 153V154H165ZM170 153H172V151L170 152ZM170 153L168 154V155H170ZM174 153H176V152H174ZM115 154H117V153H115ZM114 154V155H115ZM120 154H121V152H120ZM124 154H125V156H126V152H124ZM153 154V155H154ZM164 154H162L161 153V155H160V153H158V155H160V158L158 159V157L159 156H157V154H156V156L157 157H153L152 155L151 156H149L150 158H154V160H155V158H157L158 160H160L161 159V157H162V159H163V155ZM177 154V153H176ZM91 155V154H90ZM128 155H127V157H128ZM168 155L166 156V155H164L165 157H166V160H167V157H168ZM113 156V155H112ZM122 156V155H121ZM133 156V155H132ZM131 156V157H132ZM141 156H143V153H142V155ZM88 157V158H87ZM92 157V156H91ZM139 156H137V158H133V159H136V160H138V162H140L139 161V158H138ZM145 157V156H144ZM148 157V158H149ZM146 158V157H145ZM145 158H143V159H145ZM132 159V158H131ZM131 159H129V161H126L127 163L128 162H130V160ZM132 159V160H133ZM165 159V158H164ZM163 159V160H164ZM115 160H116V158H115ZM118 160H120L119 159V156H118ZM117 160V161H118ZM122 160V159H121ZM125 160V159H124ZM123 160V161H124ZM128 160V159H127ZM146 160H148V159H146ZM150 161H151V159H150ZM157 161V160H156ZM217 161H218V163H217ZM93 162V161H92ZM125 162V163H126ZM133 162H137V161H134L133 160ZM144 162H145V160H144ZM153 162V161H152ZM70 163V162H69ZM76 163V164H77ZM120 163V162H119ZM126 163V164H127ZM151 163V162H150ZM150 163H146V164H150ZM154 163V162H153ZM157 163V162H156ZM156 163L154 164V168H155V170L157 171V169H156ZM159 163V162H158ZM89 164H90V162H89ZM135 164V163H134ZM137 164V163H136ZM114 165V164H113ZM119 166H120V164H118ZM133 165V164H132ZM138 166H139V164H137ZM137 165H135V166H137ZM143 165V160H142V163L140 164V166H142ZM145 165V164H144ZM143 165V166H144ZM156 165V166H155ZM73 166V165H72ZM88 166V165H87ZM86 166V167H87ZM117 166V165H116ZM146 166H148V165H146ZM150 166V165H149ZM197 166H199V165H197ZM81 167H83V168H81ZM89 167V166H88ZM145 167V166H144ZM152 167V166H151ZM152 167V168H153ZM160 167V166H159ZM203 167H204V165H203ZM72 168V167H71ZM76 167H74V169H75ZM77 168V169H78ZM140 168V167H139ZM142 168V167H141ZM147 168H149V167H147ZM164 168V167H163ZM194 168H196V167H194ZM205 168V167H204ZM73 169V170H74ZM77 169H75L76 171L75 172H78L77 171ZM78 169V170H79ZM144 169V168H143ZM138 170V168H133V167H130L128 164L125 166V167H123L122 165L119 167V170H117L116 172H114L113 174H112V178L110 179L112 182L114 181V182H117V181H119V180H121L122 179V177H120V176H122V175H124V178H126L125 176H128V181H127V185H128V190H127V188H125V186H127V185H124L125 184V182L124 181H122L121 180V183L120 182H118V185H119V183H120V185L122 184V182H124L121 186H123V187H121L120 185V188L122 189V191L119 189V191H121V193H123L124 191L123 190H126V191H128L129 193H130V191H134L135 189H137V179H138V176L140 177V176H142V173L141 172H143V171H145L146 172V169H144V170H141L140 171V173H141V175L139 174V172L137 171ZM194 170H196V169H194ZM200 170V169H199ZM148 171H149V169H148ZM147 171V172H148ZM151 171V170H150ZM149 171V172H150ZM154 172V173H157V172ZM73 172V171H72ZM138 172V173H137ZM146 172V173H147ZM71 173V171H69V174ZM80 171H79V174H77V175H79L80 176ZM96 173V172H95ZM98 173H97V175H98ZM154 173H152L153 175H154ZM200 173H202V171L200 172ZM74 174H76V173H74ZM111 174V173H110ZM139 174V175H138ZM145 174V173H144ZM147 174H149V173H147ZM150 174H151V172H150ZM193 174H195V173H193ZM77 175H71V177L72 178H75ZM152 175V176H153ZM73 176H75V177H73ZM79 176H77V177H79ZM96 176V175H95ZM99 176H101V174L99 175ZM99 176H98V178L97 179H99ZM148 176V175H147ZM151 175H149V177H150ZM155 176V175H154ZM195 176V175H194ZM94 177V176H93ZM104 177V176H103ZM145 177H146V174H145ZM148 177V178H149ZM160 177V176H159ZM199 177V176H198ZM123 178V180H125ZM155 178V177H154ZM190 178V177H189ZM80 179V178H79ZM127 179V178H126ZM141 179V180H140ZM140 183H141V181H142V178L140 177ZM146 179H147V177H146ZM146 179L144 180V181H146ZM153 179V178H152ZM151 179V180H152ZM136 180V181H135ZM184 180V179H183ZM72 181H73V179L71 180V178H70V182L72 183ZM147 181H149V179H147ZM154 181H157V180H154ZM184 181H186V180H184ZM139 183V184H140ZM150 183V185H151V181L149 182ZM194 183H196V184H194ZM76 184V183H75ZM74 184V185H75ZM76 184V185H77ZM142 184H143V181H142ZM148 184V183H147ZM182 184H183V182H182ZM192 184V185H191ZM71 185V184H70ZM75 185V186H76ZM116 185V184H115ZM73 185H71V187H72ZM139 186V185H138ZM143 186V185H142ZM142 186H139L140 188L142 187ZM184 186V185H183ZM188 186V187H189ZM74 187V186H73ZM77 187V186H76ZM76 187H74V188H76ZM108 187V186H107ZM118 187V186H117ZM117 187H115V188H117ZM136 187V188H135ZM145 187H148V186H145ZM145 187H144V189H145ZM150 187V186H149ZM148 187V188H149ZM199 187L197 188V189H199ZM78 188V187H77ZM76 188V189H77ZM100 188V189H99ZM99 188H97V190H95V191H93V192H96L95 194H96V196L97 197H102V195L103 194H106V193H108V192H106V191H109L110 192V189L108 190V189H104V187H99ZM110 188H112V186L110 187ZM115 188H112L113 189V192L114 191H116L115 190ZM119 188V187H118ZM124 188V189H123ZM185 188V187H184ZM79 189V188H78ZM85 189V190H86ZM139 189V188H138ZM184 190V189H183ZM186 190V189H185ZM20 191H22L21 189H20ZM73 191V190H72ZM77 191V190H76ZM75 191V192H76ZM83 191V190H82ZM88 191V190H87ZM86 191V192H87ZM100 191V192H99ZM118 191V190H117ZM118 191V192H119ZM137 191V190H136ZM142 191H144V190H142ZM146 191V190H145ZM144 191V192H145ZM191 191V190H190ZM81 192V191H80ZM79 192V193H80ZM85 192V191H84ZM111 192H112V190H111ZM110 192V193H111ZM117 192V193H118ZM184 192V191H183ZM116 193V194H117ZM135 193V192H134ZM140 193V192H139ZM181 193V192H180ZM73 194V193H72ZM95 194H93L94 196H95ZM113 194V193H112ZM79 195V194H78ZM82 195V192L80 193V196ZM110 196H107L106 195V197H109V198H112L111 197V194H109ZM118 195V194H117ZM121 196H122V194H120ZM123 195H125V193L123 194ZM129 194H127V196H128ZM70 196H72V195H70ZM112 196H114V195H112ZM120 196V197H121ZM126 196V195H125ZM132 196H134L133 194H132ZM136 196H137V194H136ZM43 197V196H42ZM77 197V196H76ZM93 197V196H92ZM122 197H124V196H122ZM140 197H141V199H142V197H143V194H141L140 195ZM212 197V196H211ZM218 197H217V199H218ZM228 197V198H227ZM71 198V197H70ZM74 198H75V195H74ZM86 198H87V196H86ZM90 199H91V194H90V197H89ZM130 198L131 197H129V198H127L126 197V200H124V201H127V200H130ZM134 198V197H133ZM135 198H137V197H135ZM44 199V198H43ZM94 199V198H93ZM93 199H91V201L93 200ZM100 199V198H99ZM104 199H105V197L103 198V201H104ZM122 199V198H121ZM140 199V200H141ZM229 199V200H228ZM80 200V199H79ZM106 200V199H105ZM112 199H109V200H106L105 202H106V204H108L107 202L108 201H111ZM222 200V202L223 203H225L224 201ZM238 200H236V201H238ZM84 201V200H83ZM88 201V200H87ZM90 201V202H91ZM99 201V200H98ZM97 201V202H98ZM115 201H117V198H115ZM119 202H120V200H118ZM123 201V200H122ZM133 201H134V199H133ZM132 201V202H133ZM180 201H181V198H180ZM216 201V200H215ZM234 201H235V199H234ZM233 201V199L231 200V202H234ZM248 201V200H247ZM95 203H96V201H94ZM113 202H114V198H113ZM118 202V203H119ZM131 202V201H130ZM93 203V202H92ZM123 203V202H122ZM125 204H126V202H124ZM221 203V202H220ZM235 203V202H234ZM233 203V204H234ZM239 203V204H240ZM84 204V203H83ZM86 204V203H85ZM106 204H103L102 205V207H105L106 206ZM113 203H111V207L113 206V207H115V209L117 210V209H120V207L119 208H116V203L115 204H113ZM124 204V206H125V208H126V205ZM131 203H129V205H130ZM133 204V203H132ZM131 204V207L132 206H134V204L136 205L137 204V202L135 203L134 202V204L132 205ZM219 204V203H218ZM228 204H230V201H229V203ZM233 204H232V206H233ZM82 205V204H81ZM80 205V206H81ZM87 205H88V203H87ZM86 205V206H87ZM94 205L96 206V204H94L93 203V205L91 204V206H93L94 207ZM128 205V204H127ZM128 205V206H129ZM99 208H100V204H98L97 205ZM109 206V205H108ZM108 206H106V209H107V207ZM118 206H120L119 204H118ZM122 206V205H121ZM127 206V207H128ZM137 206V205H136ZM136 206H134V207H136ZM226 206H229V205H226ZM260 206H261V204H260ZM83 207H85V206H83ZM110 207V206H109ZM130 207V206H129ZM178 207H180V206H178ZM82 208V207H81ZM133 208V207H132ZM84 209V208H83ZM85 209H86V207H85ZM84 209V210H85ZM122 209V208H121ZM120 209V210H121ZM127 209L128 208H126V212H127ZM220 209V208H219ZM227 209V208H226ZM88 210V209H87ZM114 209H112V210H110V212L111 211H113ZM119 210V211H120ZM123 210V209H122ZM121 210V211H122ZM118 211V212H119ZM173 211V210H172ZM218 211V210H217ZM99 212V211H98ZM107 212V211H106ZM109 212V211H108ZM114 212V211H113ZM113 212H111V213H113ZM123 212V211H122ZM122 212H120V213H118V215L119 214H121ZM125 212V210H124V213H126ZM182 212V211H181ZM184 212V211H183ZM182 212V213H183ZM117 213V212H116ZM115 213V214H116ZM123 213V214H124ZM130 213V212H129ZM180 213V212H179ZM223 213V212H222ZM99 214V213H98ZM104 214V213H103ZM110 214V213H109ZM114 213L112 214V215H115ZM96 215V214H95ZM107 214L105 213V216H106ZM178 215V214H177ZM188 215V214H187ZM223 215V214H222ZM224 215H225V212H224ZM103 215H101L100 217H102ZM173 216V215H172ZM180 216V215H179ZM185 216H186V214H185ZM227 217L229 216H231V215H226ZM232 216H234V215H232ZM99 217V216H98ZM108 217H111L110 215L108 216ZM163 218H164V216H162ZM182 217V216H181ZM189 217V216H188ZM191 217V216H190ZM228 217V218H229ZM235 217V219H236V216H234ZM76 218V217H75ZM112 218V217H111ZM114 218V217H113ZM232 218V220H233V217H231ZM119 219V218H118ZM162 218L160 217L159 219H157V225H158V229L160 228H162V220H161ZM165 219V218H164ZM168 219H170V217L168 218ZM190 219V218H189ZM198 219H200V218H198ZM237 219H238V217H237ZM113 220H116V219H113ZM167 220V219H166ZM171 220H173V219H171ZM178 220V219H177ZM176 220V221H177ZM173 221H175V220H173ZM179 221V220H178ZM193 221V220H192ZM224 221V220H223ZM160 222L162 223V224H160ZM170 222V221H169ZM194 222V221H193ZM237 222V221H236ZM174 223V222H173ZM176 223V222H175ZM185 223V222H184ZM187 223V222H186ZM190 223V222H189ZM202 223H204V222H202ZM238 223H241V222H238ZM91 224V223H90ZM170 224V223H169ZM232 224V223H231ZM93 225V224H92ZM204 225V224H203ZM84 226V225H83ZM90 226V225H89ZM179 226V225H178ZM191 226V225H190ZM198 226V225H197ZM200 226V225H199ZM199 226L198 227H196L197 229L199 228ZM239 226H240V224H239ZM173 228V227H172ZM179 228V227H178ZM206 228V227H205ZM180 229V228H179ZM188 229V228H187ZM196 229V230H197ZM155 230V229H154ZM162 230H163V228H162ZM181 230V229H180ZM190 230V229H189ZM189 230H187V232H191V230L189 231ZM196 230H194V233H195V231ZM140 231V230H139ZM193 231V230H192ZM205 231V230H204ZM203 231V232H204ZM238 231H239V229H238ZM140 232H142V231H140ZM193 233V232H192ZM193 233V234H194ZM197 233H199V229H198V232ZM238 233V232H237ZM177 234V233H176ZM181 234H183V233H181ZM201 235H202V232L200 233ZM257 234V233H256ZM256 234H254V235H256ZM135 235V234H134ZM179 235V234H178ZM258 236H259V234H257ZM18 236H20V235H18ZM161 236V235H160ZM182 237H185L184 235H181ZM258 236H256V237H258ZM172 237H174V236H172ZM171 237V238H172ZM178 237V236H177ZM206 237V236H205ZM205 237H204V239H205ZM136 240L135 241H137L136 243H138V245L137 246H135L136 247V249H135V251H133V255H132V257H134V259L135 260H137V261H139V264H159V263H163V264H166V262L165 261H167V259L169 258V257H167V256H165V252H170V251H172V250H174L173 248H171V246L170 245H172L170 242H169V240H166V238L163 240V238L161 237V238H159L157 235H156V233H155V231L154 232H152V233H150L149 235H147V234H136ZM179 238V237H178ZM194 238V237H193ZM174 239H176L175 237H174ZM203 239V238H202ZM179 240V239H178ZM180 240H181V238H180ZM132 241V240H131ZM135 241H133V242H135ZM185 241V240H184ZM183 241V242H184ZM177 243H178V241H177ZM194 243V242H193ZM175 245V244H174ZM191 245H192V241H191ZM176 246V245H175ZM185 246V245H184ZM195 246V245H194ZM220 246V245H219ZM218 246V247H219ZM189 247V246H188ZM192 247V246H191ZM221 247H223V246H221ZM175 248V247H174ZM127 249V248H126ZM179 249V248H178ZM186 249L187 248H185V251H186ZM192 249H194V248H192ZM191 249V250H192ZM190 249H189V251H191ZM180 251H182V249H180ZM202 251V250H201ZM209 251V250H208ZM207 251V253L206 254H208L209 252ZM212 251V250H211ZM234 251H236V250H234ZM192 252H195V251H192ZM203 252V251H202ZM180 253V252H179ZM187 252H185L184 253V255H188V253L190 254L191 252H188L187 254H186ZM181 254V253H180ZM199 254V253H198ZM203 254V253H202ZM233 254H234V252H233ZM196 255V254H195ZM205 254H203V256H204ZM220 255V254H219ZM175 256V255H174ZM191 256H192V254H191ZM205 256H207V255H205ZM204 256V258L206 259L207 257H205ZM212 255H210L209 257H211ZM217 256V255H216ZM129 257V256H128ZM186 257V256H185ZM188 257V256H187ZM197 257H199V255L197 256ZM202 257V256H201ZM212 257H214V256H212ZM220 257V256H219ZM218 257V258H219ZM231 257V256H230ZM176 258V257H175ZM203 258V259H204ZM214 258H217V257H214ZM225 258V257H224ZM132 259V258H131ZM174 257H171V261L170 262H175L174 260ZM182 259H183V257H182ZM186 259H188V258H186ZM186 259H183L181 262L182 263H185L186 261ZM222 259V261H224V260H226L227 258H225L224 260H223V258H221ZM197 260V259H196ZM220 260V259H219ZM228 260V262H229V259H227ZM234 261H235V259H233ZM237 260V259H236ZM205 261V260H204ZM215 261V260H214ZM221 261V260H220ZM238 261V260H237ZM177 262V261H176ZM181 262H179V263H181ZM188 262H190V260H188ZM188 262H186L187 264H188ZM198 262V261H197ZM202 262H203V260H202ZM202 262H199V263H201L202 264ZM218 262V259H217V261H216V263ZM225 262H227V261H225ZM231 262V261H230ZM198 263V264H199ZM170 264V263H169ZM189 264H191V262L189 263ZM196 264V263H195ZM218 264H219V262H218ZM223 264V263H222ZM230 264V263H229ZM232 264V263H231ZM236 264V263H235ZM240 264V263H239Z\"/></svg>", "mask_w": 264, "mask_h": 264}]
</instances>
